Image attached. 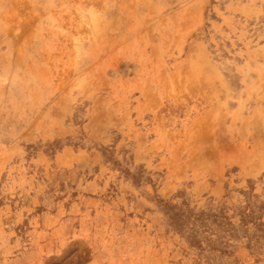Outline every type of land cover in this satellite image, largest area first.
I'll list each match as a JSON object with an SVG mask.
<instances>
[{
    "label": "rangeland",
    "instance_id": "1",
    "mask_svg": "<svg viewBox=\"0 0 264 264\" xmlns=\"http://www.w3.org/2000/svg\"><path fill=\"white\" fill-rule=\"evenodd\" d=\"M0 264H264V0H0Z\"/></svg>",
    "mask_w": 264,
    "mask_h": 264
}]
</instances>
